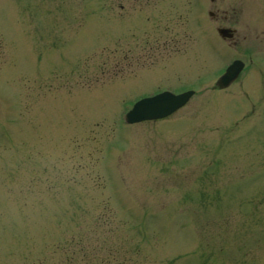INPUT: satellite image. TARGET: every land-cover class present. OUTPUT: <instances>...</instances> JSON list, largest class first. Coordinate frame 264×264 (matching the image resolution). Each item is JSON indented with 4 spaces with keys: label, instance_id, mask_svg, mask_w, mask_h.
Instances as JSON below:
<instances>
[{
    "label": "rangeland",
    "instance_id": "obj_1",
    "mask_svg": "<svg viewBox=\"0 0 264 264\" xmlns=\"http://www.w3.org/2000/svg\"><path fill=\"white\" fill-rule=\"evenodd\" d=\"M202 1L0 0V264H264V73L212 90ZM162 85L196 92L118 121Z\"/></svg>",
    "mask_w": 264,
    "mask_h": 264
},
{
    "label": "flooded vegetation",
    "instance_id": "obj_2",
    "mask_svg": "<svg viewBox=\"0 0 264 264\" xmlns=\"http://www.w3.org/2000/svg\"><path fill=\"white\" fill-rule=\"evenodd\" d=\"M210 6L212 8V17L221 25H226L227 27L233 30V37L231 38L234 45L238 44L239 40H244L245 38L240 39L237 36V31L231 25H228L229 21L231 24H239V16L242 10V0H209ZM237 36V37H235ZM259 38L254 40L257 42ZM264 45V42H262Z\"/></svg>",
    "mask_w": 264,
    "mask_h": 264
},
{
    "label": "water",
    "instance_id": "obj_3",
    "mask_svg": "<svg viewBox=\"0 0 264 264\" xmlns=\"http://www.w3.org/2000/svg\"><path fill=\"white\" fill-rule=\"evenodd\" d=\"M240 67L241 66L235 63L230 65L227 68L226 73L217 81V85L220 87L227 86L233 80L236 70H239ZM165 97H168V95H159L151 99H144L135 107V111L143 117H149L153 112H161L163 108L167 107L168 103L171 105L172 102V98L163 99Z\"/></svg>",
    "mask_w": 264,
    "mask_h": 264
}]
</instances>
